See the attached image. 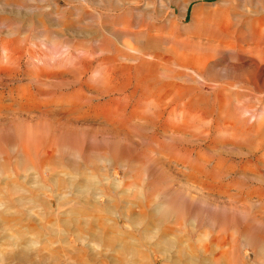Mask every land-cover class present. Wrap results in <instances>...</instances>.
<instances>
[{
  "label": "rangeland",
  "instance_id": "374dc122",
  "mask_svg": "<svg viewBox=\"0 0 264 264\" xmlns=\"http://www.w3.org/2000/svg\"><path fill=\"white\" fill-rule=\"evenodd\" d=\"M0 264H264V0H0Z\"/></svg>",
  "mask_w": 264,
  "mask_h": 264
},
{
  "label": "bare ground",
  "instance_id": "6f19581e",
  "mask_svg": "<svg viewBox=\"0 0 264 264\" xmlns=\"http://www.w3.org/2000/svg\"><path fill=\"white\" fill-rule=\"evenodd\" d=\"M84 1V0H83ZM222 2H228V1H231V0H221ZM233 1H237V0H233ZM67 2V1H66ZM209 7L210 6H199V7H196L195 10H194V13H198V11L202 10L203 12H208L207 14H209ZM109 8V7H108ZM107 8V9H108ZM112 9V8H111ZM232 9V8H231ZM69 10V9H68ZM72 10V9H71ZM64 11V10H63ZM68 12V11H67ZM84 14V13H83ZM207 14H205L207 16ZM215 15V14H214ZM209 16V15H208ZM214 17V16H213ZM208 21V20H207ZM65 23V22H63ZM209 23V22H207ZM67 24V23H65ZM63 26V25H62ZM61 26V27H62ZM95 31V29H94ZM89 177L91 178V176L89 175ZM89 178V179H90ZM200 206V205H199ZM207 208V206H206ZM214 208V207H213ZM198 209L199 207H197L196 205V202H192V200H189L187 202H183V201H179V194H178V197L175 196V199L173 200V202L171 204H169V208L166 209V211L164 213H170V212H175V213H179V217H184L186 220L190 221L192 219H196L197 215L195 212H198ZM201 214H205L204 218H206V220L208 222H216L217 221V218L218 220L223 218V221H230L231 222L233 221L231 218H230V215L229 217L227 216V213L226 212H221V213H212L209 209H206V210H201L200 211ZM198 214V213H197ZM200 214V213H199ZM230 220H229V219ZM205 222V221H204ZM219 222V221H218ZM218 224V223H217ZM220 224V223H219ZM203 226V225H202ZM220 226V225H218ZM217 226V227H218ZM223 226V225H221ZM194 227V226H193ZM225 227V226H224ZM217 229V228H216ZM222 229V228H221ZM223 230V229H222ZM239 231V230H238ZM99 233V232H97ZM238 233V232H237ZM88 234V233H87ZM90 234V233H89ZM227 234V233H226ZM231 234V233H230ZM248 234V233H247ZM93 235V234H92ZM91 236V235H90ZM94 236V235H93ZM165 236V235H164ZM79 237V236H78ZM98 237V236H97ZM166 237V236H165ZM236 237V236H235ZM93 238V237H92ZM95 238V237H94ZM164 238V237H163ZM101 239V238H100ZM98 240V239H97ZM100 241V240H99ZM133 244V243H132ZM167 244L169 245V243L167 242H164V248L167 247ZM122 246V245H121ZM183 252V251H182Z\"/></svg>",
  "mask_w": 264,
  "mask_h": 264
}]
</instances>
